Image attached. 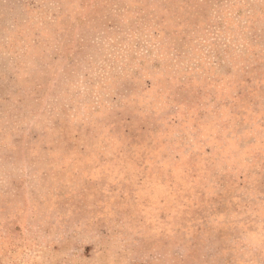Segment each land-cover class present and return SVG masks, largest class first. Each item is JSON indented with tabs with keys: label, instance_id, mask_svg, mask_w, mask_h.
<instances>
[{
	"label": "rangeland",
	"instance_id": "obj_1",
	"mask_svg": "<svg viewBox=\"0 0 264 264\" xmlns=\"http://www.w3.org/2000/svg\"><path fill=\"white\" fill-rule=\"evenodd\" d=\"M0 264H264V0H0Z\"/></svg>",
	"mask_w": 264,
	"mask_h": 264
}]
</instances>
